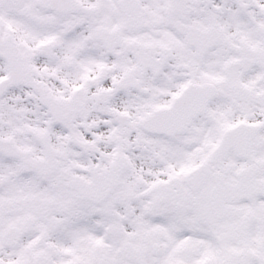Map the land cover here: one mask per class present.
I'll return each instance as SVG.
<instances>
[{
    "label": "snow or ice",
    "instance_id": "snow-or-ice-1",
    "mask_svg": "<svg viewBox=\"0 0 264 264\" xmlns=\"http://www.w3.org/2000/svg\"><path fill=\"white\" fill-rule=\"evenodd\" d=\"M0 264H264V0H0Z\"/></svg>",
    "mask_w": 264,
    "mask_h": 264
}]
</instances>
